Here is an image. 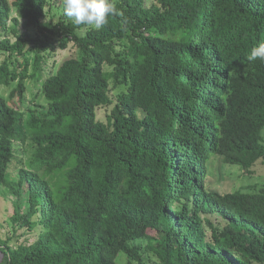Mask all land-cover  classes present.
Wrapping results in <instances>:
<instances>
[{
    "label": "trees",
    "instance_id": "trees-1",
    "mask_svg": "<svg viewBox=\"0 0 264 264\" xmlns=\"http://www.w3.org/2000/svg\"><path fill=\"white\" fill-rule=\"evenodd\" d=\"M113 2L123 15L95 29L45 22L63 0H0V264H264V186L205 183L212 157L264 165V61L247 60L264 0Z\"/></svg>",
    "mask_w": 264,
    "mask_h": 264
},
{
    "label": "rangeland",
    "instance_id": "rangeland-1",
    "mask_svg": "<svg viewBox=\"0 0 264 264\" xmlns=\"http://www.w3.org/2000/svg\"><path fill=\"white\" fill-rule=\"evenodd\" d=\"M145 2L147 5H150L152 0H145ZM62 13H63V3L53 6L51 10L50 8L46 7L45 22H48L50 20L57 21L60 14ZM12 16L18 17L19 24L17 28L20 31H23L24 29L23 18L19 16L17 11H14ZM10 37L14 39L12 35H10ZM75 55H76L75 47L72 43H70L67 46V48L64 50L60 49L59 47H55L54 50L50 51L49 56L46 57L48 68L47 70L43 71L42 75L46 76V74L48 73V69L51 72H54L57 69L58 65H60V63L64 59L70 56H75ZM54 61L56 62V64L54 65V67H51ZM31 68H30V71H32ZM32 80L29 82L30 88L31 90L35 91L36 86L38 85V83H40V81L36 82ZM124 89L125 88L123 87L120 88L121 91ZM114 91L117 92L119 90L116 89ZM0 92L4 94V96H7L9 94V89L2 88L0 89ZM34 101L38 104H45V100L42 97V95H40V92H37V97ZM30 107L31 109L36 108V106L34 107V105ZM98 112H99V117L102 118L105 115L106 109L100 108ZM15 148L17 150L16 159H21L22 154H24L23 148L20 147V145L18 144L16 145ZM20 166H21V163L17 162L16 160L12 162L10 166V169H11L10 174L12 178H15L17 176L18 168ZM228 166H231V167H228ZM228 166H224L222 164V159L219 156L210 158L207 161V165H206V168H207L206 170L207 175L205 176L206 185L207 186L209 185L211 189L218 191L221 194L232 192L236 189L253 191V190H256L257 188H260L261 186H264V165H262L261 163H258L257 165H255L254 167L255 171L253 174H248V175H245V172H243L240 168H237V166L235 165H228ZM14 202H15V196L12 195L10 191L7 190V188L2 186L1 196H0V236L1 237H5L7 234H12L13 232L12 230L13 225H12L11 217L14 212ZM23 232H24L23 229L17 228L15 232L16 236L13 240L16 242H21L25 240V238H29V239L33 238L32 233L23 235ZM141 243L145 245L146 241L141 240ZM124 263H125L124 255L120 253L116 259V264H124Z\"/></svg>",
    "mask_w": 264,
    "mask_h": 264
},
{
    "label": "clouds",
    "instance_id": "clouds-1",
    "mask_svg": "<svg viewBox=\"0 0 264 264\" xmlns=\"http://www.w3.org/2000/svg\"><path fill=\"white\" fill-rule=\"evenodd\" d=\"M63 15L75 25L93 26L100 29L111 16H122L113 0H63ZM264 61V42L253 47L247 56L248 61Z\"/></svg>",
    "mask_w": 264,
    "mask_h": 264
},
{
    "label": "water",
    "instance_id": "water-1",
    "mask_svg": "<svg viewBox=\"0 0 264 264\" xmlns=\"http://www.w3.org/2000/svg\"><path fill=\"white\" fill-rule=\"evenodd\" d=\"M0 255H1V253H0ZM1 257H2V255H1ZM1 257H0V262H1Z\"/></svg>",
    "mask_w": 264,
    "mask_h": 264
}]
</instances>
